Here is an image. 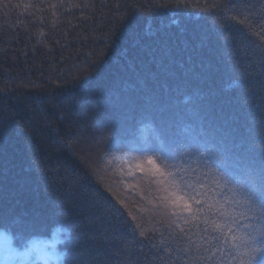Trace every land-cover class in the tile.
I'll list each match as a JSON object with an SVG mask.
<instances>
[{
	"label": "trees",
	"instance_id": "1",
	"mask_svg": "<svg viewBox=\"0 0 264 264\" xmlns=\"http://www.w3.org/2000/svg\"><path fill=\"white\" fill-rule=\"evenodd\" d=\"M149 158L234 221L177 220ZM223 172L264 192V0H0V227L66 226V264H242Z\"/></svg>",
	"mask_w": 264,
	"mask_h": 264
},
{
	"label": "snow or ice",
	"instance_id": "2",
	"mask_svg": "<svg viewBox=\"0 0 264 264\" xmlns=\"http://www.w3.org/2000/svg\"><path fill=\"white\" fill-rule=\"evenodd\" d=\"M233 7H237L233 5ZM234 21L236 17H231ZM237 23L244 25L246 23L251 24L249 16L244 15L242 20ZM205 152H210L211 149L205 147ZM190 155V154H189ZM203 155V153H201ZM169 159H174L169 157ZM196 163L204 164V161L197 160ZM147 169L142 165H137L141 171L147 170L151 175L157 177V191L160 193L159 199L163 206L170 211L172 216H175L177 220H183L185 225H198L203 222L208 224V213L213 209H216L221 215H227L229 220H233L232 215L225 213L223 205L218 202H210L208 197L195 190L194 184L183 174L184 170L179 164H169L164 168H161L153 159H147ZM173 169H178V172H174ZM191 170V166H189ZM222 179L225 184L232 185L229 188V192L232 194V201L237 209H243L240 215L245 217L248 228L244 231L249 239L243 240L242 244H238L239 238L235 237L234 230L229 228V235L233 236L232 243L234 248H226L225 251L231 255H238L239 248L243 247L245 250L242 254V264H264V192H257L252 181L241 176L232 177L227 173H222ZM203 198V201L201 197ZM193 205H201L199 208H194ZM233 205H229L232 207ZM187 213L188 215H185ZM195 222V224H193ZM179 228L180 233H186L185 228L179 224L176 225ZM214 231L220 230V226L213 223L211 225ZM240 227V225H237ZM250 228V231H249ZM257 234V235H254ZM221 235L224 236V243H228L227 236L221 231ZM188 245L191 246L194 242L190 235H185ZM217 246L220 245V238H216ZM201 245L196 243V248L199 249ZM185 252L189 250L185 247Z\"/></svg>",
	"mask_w": 264,
	"mask_h": 264
},
{
	"label": "clouds",
	"instance_id": "3",
	"mask_svg": "<svg viewBox=\"0 0 264 264\" xmlns=\"http://www.w3.org/2000/svg\"><path fill=\"white\" fill-rule=\"evenodd\" d=\"M71 229L55 224L46 235L23 237L11 227H0V264H66Z\"/></svg>",
	"mask_w": 264,
	"mask_h": 264
}]
</instances>
